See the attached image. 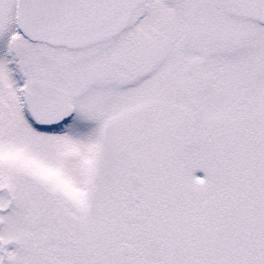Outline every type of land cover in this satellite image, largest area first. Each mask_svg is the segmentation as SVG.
Wrapping results in <instances>:
<instances>
[{"label":"snow or ice","instance_id":"1","mask_svg":"<svg viewBox=\"0 0 264 264\" xmlns=\"http://www.w3.org/2000/svg\"><path fill=\"white\" fill-rule=\"evenodd\" d=\"M0 264H264V0H0Z\"/></svg>","mask_w":264,"mask_h":264}]
</instances>
